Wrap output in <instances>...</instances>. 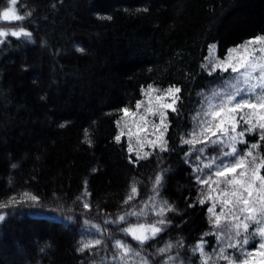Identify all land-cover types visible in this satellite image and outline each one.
<instances>
[{
  "label": "trees",
  "instance_id": "1",
  "mask_svg": "<svg viewBox=\"0 0 264 264\" xmlns=\"http://www.w3.org/2000/svg\"><path fill=\"white\" fill-rule=\"evenodd\" d=\"M8 5L9 0H0V13ZM15 7L18 15L32 14L23 21L0 18V28L23 27L33 35L31 40L0 37V203L25 192L40 202L0 208L5 214L0 264H124L117 239L140 252L126 257L127 264H142L145 258L163 264L178 252L174 264H200L199 252L193 254L191 247L201 238L212 256L210 264H220L218 230L208 211L209 185L196 177L215 179L216 168L204 166L217 157L219 163L223 148L205 142L199 152L202 145L182 144L180 137L190 139L194 127L199 131L200 118L193 117L228 76L201 67L208 45L214 43L224 53L264 35V0H18ZM107 16L112 19L100 18ZM149 85H175L180 99L177 112L166 114L168 150L153 148L147 159H138L128 152L124 136L115 140L117 122L121 109H132ZM85 129L91 146L83 142ZM244 140L250 146L259 132L246 133ZM237 148L241 154L247 151L242 143ZM160 172L164 180L156 197L153 180ZM132 183L139 194L125 205ZM85 187L90 196L84 195ZM164 200L175 211L161 217L152 204L158 208ZM85 202L90 209L83 207ZM140 209L146 215L112 223L118 215ZM161 218L170 223L143 247L121 231ZM82 237L103 243L80 253L76 248ZM168 243L171 249L157 252ZM17 248L26 256L6 258Z\"/></svg>",
  "mask_w": 264,
  "mask_h": 264
},
{
  "label": "snow or ice",
  "instance_id": "2",
  "mask_svg": "<svg viewBox=\"0 0 264 264\" xmlns=\"http://www.w3.org/2000/svg\"><path fill=\"white\" fill-rule=\"evenodd\" d=\"M18 0H9L10 6L5 7L0 13V18L4 21H23L26 17L31 16V12H27L24 15L17 14ZM143 11H148L147 8ZM101 19L111 20V16L100 17ZM10 34L15 37H26L29 40L32 39V32L21 27L18 30H11ZM9 35V31L0 28V37H6ZM3 41L0 40V43ZM216 45H208V56L204 57L208 63L202 64L201 67L205 70H209V74L220 70L222 72H228L229 69L232 73H236L237 76L233 80L228 81L226 84H222L218 88L211 90V94L202 106L201 112H197L196 117L193 120H197L196 128L188 135L190 139H185L183 136L180 137V142L182 144H187L189 146H195L196 144L202 145L197 151L203 152V144L205 142L212 145H222L227 143L230 148L229 152L220 151V156L223 159H219L217 163V158H213L204 167L211 169L216 168L214 176L216 179H212L209 176L208 179H204L201 176H197L196 179L199 183L209 185V181L215 185V190L217 191V196L220 199V213H214V207L209 208L208 211L213 213L214 218L210 219V223L214 228L219 229L221 226L222 219L228 220L229 223L226 225L227 234L229 239H234V243H229L228 248L233 250L243 249L250 243V240H255L259 238L260 243L258 248L254 249V252H242L241 257L236 255H226L225 248L221 247L219 253L217 254L220 260L226 261V264H264V154L260 153V149L264 147V35H257L249 40L244 41L243 44L236 45L233 48L227 49V53L223 59L215 55ZM78 52L83 53L85 51L82 47H77ZM235 81V82H233ZM243 84L245 87L241 88L239 85ZM161 90L153 88L152 85L148 86L146 95L148 96L146 111L152 115L160 116V125L158 127L159 135L156 140L141 139L139 137V132L143 131L147 126L148 121L145 116L141 115L139 117V122L136 123L137 127V144L138 149L136 150V156L138 159H147L150 153L145 152L143 156L140 155V151L143 150L145 143L151 145L153 148L159 147L160 151L168 150V142L164 138V134L168 129V124L166 121V111L171 109L172 112H177L175 105L180 99L179 93L181 89L174 86H169L167 89L163 90V95H155L154 93H159ZM243 93V94H242ZM254 97V98H253ZM171 99L168 103L167 100ZM219 101L216 103L215 101ZM142 101L136 102V108L140 109ZM247 109L248 111H244ZM125 115L131 114L136 116L137 113H130V110L125 107L121 109ZM239 117V118H238ZM243 122L246 127L238 131V125ZM119 124V122H117ZM67 122L60 124V127H65ZM259 132V140L252 143L250 146L247 141L243 138L246 133L249 132ZM129 137L133 135L131 130L128 132ZM117 142H120L121 136L117 135L115 137ZM84 143L89 146L92 145V140L89 138L88 129L84 130ZM244 144L247 151L243 154L238 152L237 145ZM211 150V149H210ZM134 151L131 143L128 146V152L132 153ZM255 153V154H254ZM187 156L188 153H185ZM231 157V161L228 158ZM197 160L200 159L199 156L196 157ZM15 167V165H13ZM197 171L200 169L197 168ZM96 171V169H93ZM164 174L163 172L157 173L153 180V192L155 196L160 195V187L163 184ZM87 181H85V185ZM222 186H227L222 187ZM138 187L135 183H132L130 188V193L127 195L126 199L123 201L125 205L134 201L135 197L138 195ZM84 195L90 196L91 194L87 192L85 187ZM216 199L215 197H211ZM79 199V198H78ZM153 200V197H149ZM39 204L40 197L33 195L31 193L25 192L20 195V199L16 197H10L7 203H0V208H7L9 206H15L23 203ZM201 204L204 200L199 201ZM145 203V207H147ZM85 209H90L91 205L88 202L83 204ZM227 209V211H225ZM152 211L156 212L158 216L163 217L165 212L175 211L173 205H171L167 200L160 203L157 208L156 203L152 204ZM146 215L144 209L139 211L130 210L125 214L118 215L116 220L112 223L127 222L128 216H141ZM243 216V219H241ZM5 219V214L0 213V221ZM85 225L95 227L99 230V225H91L88 220L84 221ZM170 223L166 218H161L158 222L153 224L136 223L129 224L128 227L122 228L121 231L127 236L130 235L135 241H137L141 247L144 244L157 237L159 233L164 230V227ZM159 225V226H157ZM250 231V227L253 226ZM224 232L218 231L217 240L219 241L224 235ZM103 243L100 239H82L78 242L77 252H93L97 246ZM115 247L120 250L117 255L124 264H127L126 257L130 258L132 253L139 256L140 252L136 251L131 247V245L126 244L124 241L117 239L115 240ZM173 245L171 243L166 244L165 247L157 249L158 253H165L171 249ZM179 247L183 248V243L179 244ZM43 251V249H41ZM215 251V250H214ZM191 252L193 254L199 252L200 254V264H210L212 256L210 253L205 251V242L203 238L197 241V243L191 247ZM260 257L259 260H251V256ZM180 258V253H177L175 258L169 256L163 264H174L176 259ZM116 259V256L113 257ZM142 264H150L147 258L143 259ZM151 264H157L153 261ZM180 264H187L185 260H180Z\"/></svg>",
  "mask_w": 264,
  "mask_h": 264
},
{
  "label": "rangeland",
  "instance_id": "3",
  "mask_svg": "<svg viewBox=\"0 0 264 264\" xmlns=\"http://www.w3.org/2000/svg\"><path fill=\"white\" fill-rule=\"evenodd\" d=\"M8 6H10V4ZM9 34H10V32H9ZM243 43H244V41L242 43H240V44H243ZM214 45H216V44H214ZM237 45H239V44H237ZM235 46H231L230 48H233ZM226 53H227V50L224 53H218L217 52V49H215V55L218 56V57H220L221 59L224 58V56L226 55ZM208 54H207V56H208ZM205 63H208V61L205 60ZM209 71H210V69H209ZM226 74H229V76H227V78H225V79H222L218 83V85H216L215 87H213V89L220 87L222 84H226L228 81L233 80V78L237 76V74L236 73H232L230 69H229L228 72H226ZM233 82H235V81H233ZM169 86L177 87L175 85H169ZM169 86H165V87H162V88L153 86V88L161 90L159 93H154L153 96H155L157 94L158 95H163L164 94L163 93V90L167 89ZM239 86L241 88H244L245 87L242 83ZM147 90H148V86L145 87V88L144 87L142 88V97L139 100V101H142V104H141L140 109H137L136 108V104L134 105V107L132 109H129L130 110V113L135 112V113H137V115L136 116H132L131 114L125 115V113L123 112L122 115H121V121L119 120V122H120V136H124L125 137L128 145H129V143H131V145H132V147L134 149L133 152L135 154H136V150H139V149H138L137 135H136V133H137V127H136V123H134V121L138 123L139 122V117L141 115L145 116V118L148 121V123H147V126L144 128V130L139 132V137L141 139H144L145 141H147V140H156V137L159 135L158 127L160 125V116L158 114L154 116V115H152V114H150V113H148L146 111V106H147V101H148V96L146 95ZM167 102L170 103L171 102V99L169 98L167 100ZM215 102L218 103L219 101L217 100ZM175 107H176V105H175ZM169 110H171V109H168L167 111H169ZM167 111H166V114H167ZM244 111H248V110L245 109ZM245 127H246V125H244L243 122H241L238 125L237 130L238 131H241ZM129 129L133 133V135L131 137H129V135H128ZM249 133H251V132H249ZM164 137H165V134H164ZM245 137H246V134H245ZM245 137L243 139H245ZM222 145L224 146V149L227 148V152L230 151V148L228 147L227 143L222 144ZM225 145L227 146L226 148H225ZM156 148L159 149L158 146ZM152 149H153V147L151 145L145 143L143 150L140 151V155L143 156V154L145 152L149 153ZM222 187H225L226 188L227 186H222ZM206 196H207V198H209V200L211 202L210 208L214 207V213L215 214H219L220 213V209H221L220 199L217 196V191L215 190V185H213L212 183L209 184L208 190L206 191ZM211 197H215L216 199H212ZM225 211H227V209H225ZM209 214H210V218L211 219L214 218L213 213H210L209 212ZM241 219H243V216H241ZM228 223H229L228 220L222 219L221 226H220L219 229H217L218 231L224 232L225 234L219 240L218 250L216 252L219 253L220 248L221 247H224L225 248V254L226 255H229V256L236 255L237 257H241L242 256V252H254V249L255 248H258V245L260 243L259 238H256L255 240H250V243L247 246H244V248L242 250L241 249H237V250H235L233 252V249L228 248L227 245L229 243H234L235 242L234 239L230 240L229 239V236L227 234V227H226V225H228ZM253 227H254V225L250 227V231L252 230ZM215 231H216V228H215ZM0 236H1V234H0ZM36 245H37L38 248H40L41 242L40 241L36 242ZM5 250H6L5 247L4 248H1V251H5ZM10 256H13V257H15V256L16 257L17 256H23V257H25L26 254H25V252H23L19 248H17L11 254L6 255V258H9ZM218 259H219V257H218ZM249 259H251V260H259L260 257L253 255V256L249 257ZM220 261H221L220 264H226V261H223V260H220ZM25 264H27V263H25Z\"/></svg>",
  "mask_w": 264,
  "mask_h": 264
}]
</instances>
